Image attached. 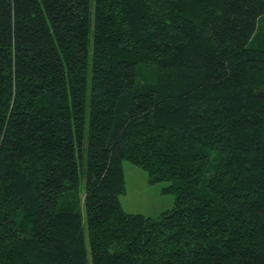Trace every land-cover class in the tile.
<instances>
[{
    "label": "trees",
    "instance_id": "1",
    "mask_svg": "<svg viewBox=\"0 0 264 264\" xmlns=\"http://www.w3.org/2000/svg\"><path fill=\"white\" fill-rule=\"evenodd\" d=\"M89 263L264 264V0H0V264Z\"/></svg>",
    "mask_w": 264,
    "mask_h": 264
},
{
    "label": "rangeland",
    "instance_id": "2",
    "mask_svg": "<svg viewBox=\"0 0 264 264\" xmlns=\"http://www.w3.org/2000/svg\"><path fill=\"white\" fill-rule=\"evenodd\" d=\"M122 167L125 178V191L119 195V201L123 209L128 212H138L156 217L162 211L173 207L174 194L164 190L169 181L150 182L147 171L127 159L123 160ZM80 186H84L83 178ZM81 213L84 220L83 205ZM86 243L88 244L87 236Z\"/></svg>",
    "mask_w": 264,
    "mask_h": 264
}]
</instances>
